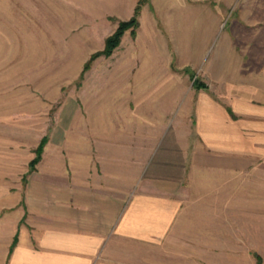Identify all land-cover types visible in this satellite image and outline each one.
I'll return each mask as SVG.
<instances>
[{"label":"crops","instance_id":"1","mask_svg":"<svg viewBox=\"0 0 264 264\" xmlns=\"http://www.w3.org/2000/svg\"><path fill=\"white\" fill-rule=\"evenodd\" d=\"M180 3L169 20L170 50L137 72L170 75L151 83L159 89L151 101L164 96L167 105L116 106L118 119L97 110L86 140L72 138L67 152L51 134L47 145L58 150L43 153L24 186L0 187V264H159L160 250L174 253L160 247L164 240H191L173 231L190 208L191 176L232 184L264 175V24L250 32L237 18L221 24V9ZM171 48L175 65L197 69L208 87L178 105L176 122L163 114L175 111L181 91ZM187 246L178 253L191 255Z\"/></svg>","mask_w":264,"mask_h":264},{"label":"rangeland","instance_id":"2","mask_svg":"<svg viewBox=\"0 0 264 264\" xmlns=\"http://www.w3.org/2000/svg\"><path fill=\"white\" fill-rule=\"evenodd\" d=\"M181 1L0 0V187L24 186L43 153L58 150L47 145L51 134L53 139H64L62 152L69 150L72 138L85 141V122L97 119V110L107 119H118L116 106L167 105L164 96L152 102L150 93L159 90L158 85L152 88L153 80L163 83L170 75L137 72L145 65L150 70L154 61L163 59L165 48L170 50L169 20ZM188 2L221 9V24L236 23L237 18L239 23H250V32L264 24V0ZM133 16L137 19L134 32L125 30L109 55L90 59L104 48L118 23ZM171 50L175 83L181 91L175 111L163 114L176 122L183 118L178 105L193 103L196 91L208 87L197 69L175 65ZM150 113V109L142 111ZM170 130L169 126L163 129ZM43 137L46 142L32 165ZM257 165L264 167V160ZM203 178L213 180L204 183ZM233 178L238 181L221 184L215 177L191 176L190 208L172 228L189 234L191 240H164L160 247L174 253L164 255L167 250H160L159 264H264V175ZM202 195L209 200H198ZM186 246L191 255L179 254ZM198 248L206 254L193 255Z\"/></svg>","mask_w":264,"mask_h":264},{"label":"trees","instance_id":"3","mask_svg":"<svg viewBox=\"0 0 264 264\" xmlns=\"http://www.w3.org/2000/svg\"><path fill=\"white\" fill-rule=\"evenodd\" d=\"M136 26H137V19L135 16L131 17L129 20L120 21L118 23L116 29L109 36L106 37L104 48L99 53H94L90 59L97 56V54L109 55L112 52V50L118 45L124 31L130 28L132 30V32H134V29L136 28ZM45 142H46V139L43 137L40 140L39 145L37 147L36 157L31 162L32 165L39 159V156L41 154V151H42V148H43V145L45 144ZM15 241H16V239H14V241L10 247L9 252L12 250V247H13ZM257 258L260 259L258 257V255H257ZM258 264H259V261H258Z\"/></svg>","mask_w":264,"mask_h":264}]
</instances>
